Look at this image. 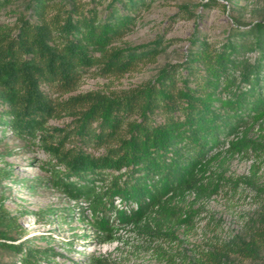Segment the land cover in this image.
<instances>
[{"label":"trees","instance_id":"trees-1","mask_svg":"<svg viewBox=\"0 0 264 264\" xmlns=\"http://www.w3.org/2000/svg\"><path fill=\"white\" fill-rule=\"evenodd\" d=\"M13 1L0 0V12ZM141 1L109 0L100 17L96 6L81 0H28L30 17L19 14L14 28L0 29V127L48 154L49 182L87 205L78 215L100 244L114 242L120 226L151 243L176 239L174 226L192 223L195 214L176 199L237 190L240 180L212 170L213 162L223 154L264 155V144L245 133L264 120V20L231 28L217 46L192 37L182 62L167 64L152 81L125 93L60 97L92 67L100 75L123 74L164 50L159 39L114 44L130 31ZM62 115L71 117L69 124L47 125ZM255 191L256 240L225 245L249 259L264 249V187ZM1 199L0 247L27 264L51 261L50 249L16 242L24 232ZM222 255L203 256L222 264ZM88 259L108 264L104 256Z\"/></svg>","mask_w":264,"mask_h":264},{"label":"rangeland","instance_id":"rangeland-1","mask_svg":"<svg viewBox=\"0 0 264 264\" xmlns=\"http://www.w3.org/2000/svg\"><path fill=\"white\" fill-rule=\"evenodd\" d=\"M27 1L14 0L0 12V29L14 28L19 14L30 17ZM81 1L96 6L100 17L108 12L109 0ZM132 15L135 21L130 31L114 44L140 46L159 39L164 50L123 74L100 75L92 67L72 91L60 95L62 99L92 91L122 94L152 81L161 68L185 59L192 37L205 38L217 46L231 28H247L264 20V0H142ZM70 121L71 117L62 115L50 119L47 125L60 127ZM245 133L264 144V120L247 127ZM48 162V154L37 143L0 127V171L6 173L0 176L2 206L16 217L24 232L17 243L55 253L51 261L41 264H90V256H104L108 264H210L203 255L213 251L223 254L222 264H264V249L258 259H249L225 248L232 241L256 240L253 224L259 220L260 208L255 188L264 187V155L223 154L213 162L212 170L239 179L237 190L197 198L187 194L176 199L182 210L195 212L192 223L174 226L176 239L152 243L133 228L120 226L114 242L100 244L95 229L78 215L80 206L87 205L68 199L51 185ZM86 216L90 220L89 211ZM0 264L27 263L20 255L0 247Z\"/></svg>","mask_w":264,"mask_h":264}]
</instances>
